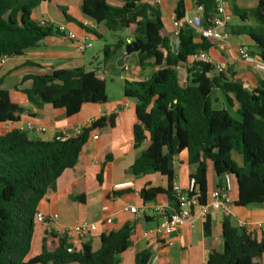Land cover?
Segmentation results:
<instances>
[{
	"label": "trees",
	"instance_id": "obj_1",
	"mask_svg": "<svg viewBox=\"0 0 264 264\" xmlns=\"http://www.w3.org/2000/svg\"><path fill=\"white\" fill-rule=\"evenodd\" d=\"M47 1L0 0V59L22 56L55 31L58 33L54 26L32 19L34 9ZM121 1L122 6H113L107 0H85L82 12L86 19L111 32L131 33L141 46V63L154 58L160 67L148 80L126 82L124 87V95L137 100L133 137L134 146L141 153L131 172L136 177L159 174L168 180L166 189H142L139 196L144 204L162 197L173 210L179 208L171 165L184 153V163L195 167L190 178L195 179L200 204L207 199L211 168L220 182L225 175L236 180L235 206L264 204V80L250 90L231 70L217 73L211 62H192L193 54L209 51L215 42H198L194 30L185 23L179 49L174 53L170 39L162 33V14L157 6L141 0ZM196 3L203 8V25L208 27L215 16L216 0ZM233 14L243 25L231 33L248 37L264 63V0L252 10L235 8ZM185 15V3L180 0L176 19L184 22ZM65 17L74 22L66 14ZM126 45L121 39L113 46L106 45L104 63ZM29 79L32 88L24 93L31 102L38 100L39 107L63 108L68 117L80 113L86 104L105 105L108 101L106 79L95 71L56 70L51 75ZM215 91L221 92L230 106L237 105L239 119L228 109L214 108ZM22 113L9 93L0 90V264H119V257L133 244V227L129 225L102 234L98 251L83 238L72 243L67 233L48 234L41 254L29 256L40 202L50 199L58 178L75 168L82 150L95 136L115 127L117 117L93 120L79 135L66 141L43 142L12 127L21 120ZM235 156L241 159V165ZM206 230L209 231L208 225ZM223 237V252H212L207 264L263 263L264 241L258 242L227 219L223 222ZM149 259V252L140 253L137 264H148Z\"/></svg>",
	"mask_w": 264,
	"mask_h": 264
},
{
	"label": "crops",
	"instance_id": "obj_2",
	"mask_svg": "<svg viewBox=\"0 0 264 264\" xmlns=\"http://www.w3.org/2000/svg\"><path fill=\"white\" fill-rule=\"evenodd\" d=\"M85 0H48L36 7L32 19L36 23L46 22L57 28L64 25L68 30L81 36L84 33L83 24L89 22L95 26L90 30L94 39L93 46L84 52L80 51L76 42L66 36L55 33L28 49L22 56L8 58L0 65V90L7 91L12 102L23 110L21 120L14 125L31 123L34 128L42 129L43 133L28 131L32 140L54 142L60 133L68 137L76 135L79 126L86 127L89 121L101 117L115 115L116 125L106 129L97 140H92L82 150L79 161L74 169L66 170L53 185L50 199H43L38 212L47 217L57 215L55 222L37 223L32 247L29 256L35 257L42 252L43 240L53 235H63L68 229L82 223L89 222L98 226V231L87 241L92 243L94 251L100 249V237L124 226L133 227L132 246L119 257V264H137V256L143 252L150 253L148 264H207L212 252H223V222L227 219L235 228L246 223V234L258 242L264 241V204L247 207L235 206L238 197V187L233 179L231 199L233 201L230 216L222 212H213L206 220L195 219L182 228L176 229L166 238L156 239L146 237L145 232L161 223L171 212L172 205L158 197L153 203L144 204L139 192L144 188H167L168 180L159 174H149L136 177L131 172L141 149L134 146L133 130L137 123L135 98L124 95L126 82H143L160 68L156 60L150 58L142 64L138 53L127 55L125 47L117 50L104 63L103 49L106 45L113 46L120 39L126 44L134 42L133 35L122 32L124 35L110 36L104 25H97L86 19L82 12ZM180 0H141V2L157 6L162 14L163 35L171 38L173 31L172 18ZM186 17L192 19L202 15L198 11L196 0H183ZM231 14V22L227 28L231 38L229 47L214 43L208 51L214 65L226 63L228 70L235 74V78L252 89L259 81L264 80V71L257 70L254 65L241 62L236 54L239 46H245L249 53L258 58L256 48L246 36L233 35L231 31L243 23L233 14V9L252 10L261 0H222ZM110 5L122 6L121 0H107ZM65 14L74 22L66 19ZM116 33V32H113ZM201 42L199 36L196 37ZM214 42V41H213ZM99 43L95 50L96 44ZM82 68L86 71H95L104 75L106 79L108 101L105 105L86 104L80 113L68 117L65 109L54 108L51 105L38 106L31 102L26 90L32 88L30 77L51 75L56 70H74ZM237 108V107H236ZM186 154L177 157L171 165L174 171V186H179L184 192L189 188L190 176L195 167L184 163ZM234 159L241 165V159ZM101 175V182L99 176ZM208 193L220 187V179L212 168L208 172ZM132 183L131 188L115 189V186ZM152 205H162L165 210L156 214L150 209ZM136 207L137 213L132 214L128 208ZM141 215L143 217L141 218ZM112 220L111 224L107 220ZM148 219V220H147ZM261 224L262 227H258ZM209 226V231L206 230ZM243 234V231H241ZM64 236V235H63ZM69 234V241L79 242ZM57 243V238L54 240ZM264 264V261H262Z\"/></svg>",
	"mask_w": 264,
	"mask_h": 264
},
{
	"label": "built area",
	"instance_id": "obj_3",
	"mask_svg": "<svg viewBox=\"0 0 264 264\" xmlns=\"http://www.w3.org/2000/svg\"><path fill=\"white\" fill-rule=\"evenodd\" d=\"M198 11L202 13L203 8L198 7ZM202 15H197L192 19L185 16L184 22L177 20L175 15L173 16V31L170 38V46L171 50L174 53L178 51L180 46L179 36L183 23L191 27L196 35L201 39L212 40L223 48L229 47L231 34L227 31V28L230 25L232 17L230 12H228V10L226 9L223 1L216 0L215 16L210 20V24L208 25V27H205L203 25ZM44 23L46 22H43L41 24ZM83 28L85 31L81 36L68 30L64 25H60L56 29L59 34H62L73 42H76L78 49L84 52L85 50L93 46L92 40L94 39V37L90 30L94 29L95 26L89 22H85L83 24ZM130 43L131 42L128 41V44ZM236 54L241 62L252 64L257 70L264 71V63H262L258 58L249 53L248 49L245 46H239L236 50ZM7 59V57H2L0 59V65ZM191 61L196 63H212L208 51L196 52L195 54H193ZM215 67L216 71L219 72H227L229 69L226 63L215 65ZM91 123L92 121H89L88 125ZM12 127L20 132L35 131L38 133H43L45 131L44 128H34L31 123L20 126L12 125ZM6 128L10 127L6 126ZM83 128V126H79L76 130V135H79L82 132ZM68 138L69 137L66 133H60L55 138V141H66ZM93 139L97 140L98 136H95ZM131 187L132 183H127L124 185L115 186V189ZM232 190L233 179L231 176L225 175L221 180L220 187L212 191L211 193H208L206 202L204 204H200V193L198 187L196 186L195 179H190L189 188L186 192H184L179 186L175 185L174 192L176 193V197L178 199L179 208L177 210H171V212L166 216V218H164V220L161 221V223H159L154 228L147 230L145 232V236L147 238L153 237L156 239L166 238L170 236L176 229L182 228L195 219L206 220L213 212H222L223 214L230 216L232 213L233 205V201L231 199ZM150 209L156 214H162L165 210L164 206L162 205H152ZM128 211L132 214H136L137 208L130 207L128 208ZM35 219L38 223L43 224L47 222H55L58 219V216L52 215L50 217H47L43 213L38 212ZM107 223L111 224L112 220H107ZM245 227L247 228L251 226L246 223L240 224V228L245 229ZM258 227H262V225L259 224ZM97 231L98 226L96 224L82 222L73 226L71 229L66 230L64 233L72 234L77 238H87ZM68 251L71 252V248H69Z\"/></svg>",
	"mask_w": 264,
	"mask_h": 264
},
{
	"label": "rangeland",
	"instance_id": "obj_4",
	"mask_svg": "<svg viewBox=\"0 0 264 264\" xmlns=\"http://www.w3.org/2000/svg\"><path fill=\"white\" fill-rule=\"evenodd\" d=\"M43 23V22H42ZM122 32H124V31H118V32H116V33H111V37L112 36H115V34H117V35H123L122 34ZM123 37H124V35H123ZM125 38V37H124ZM98 46H99V43L98 44H96V46H95V50L98 48ZM183 70V69H182ZM217 73H219V71H216ZM182 73L184 74V72L182 71ZM249 89V88H248ZM213 100H214V108L215 109H228V111L230 112V114L235 118V119H239V116H238V114H237V105L235 106H230L229 104H228V102H227V100H226V98L223 96V94L221 93V92H219V91H215L214 93H213ZM37 221H36V226H37Z\"/></svg>",
	"mask_w": 264,
	"mask_h": 264
},
{
	"label": "water",
	"instance_id": "obj_5",
	"mask_svg": "<svg viewBox=\"0 0 264 264\" xmlns=\"http://www.w3.org/2000/svg\"><path fill=\"white\" fill-rule=\"evenodd\" d=\"M141 49V46L139 45V43H137L136 41L127 44L125 46V51L127 55H131L132 53H138ZM143 217V215H141V218ZM87 238H83V242H86ZM71 248V247H69Z\"/></svg>",
	"mask_w": 264,
	"mask_h": 264
}]
</instances>
